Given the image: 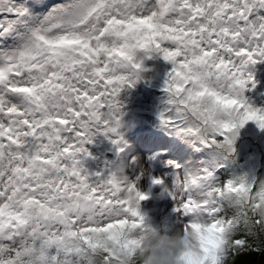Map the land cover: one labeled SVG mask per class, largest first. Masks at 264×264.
<instances>
[{"label": "snow or ice", "instance_id": "obj_1", "mask_svg": "<svg viewBox=\"0 0 264 264\" xmlns=\"http://www.w3.org/2000/svg\"><path fill=\"white\" fill-rule=\"evenodd\" d=\"M142 49L172 62L161 122L178 117L225 157L236 124L264 127L243 95L247 65L264 59V0H0V264H136L147 193L82 160L97 133L122 139L118 93ZM219 166L171 178L184 264L264 253V179L220 181Z\"/></svg>", "mask_w": 264, "mask_h": 264}, {"label": "rangeland", "instance_id": "obj_2", "mask_svg": "<svg viewBox=\"0 0 264 264\" xmlns=\"http://www.w3.org/2000/svg\"><path fill=\"white\" fill-rule=\"evenodd\" d=\"M139 55L141 67L138 78L131 84L125 83L118 93L121 104L119 131L129 124L132 125L131 131L138 132L149 124L151 126L149 131L162 135V137L158 136L160 140L167 144L171 143L175 148L180 146L185 161L191 160L193 164H202L215 156L220 166L214 169V174L220 181L236 175H243L246 180L264 179V127L252 119L236 124L233 129L235 135L231 140L232 151L225 157L223 149L216 145H202L192 133L184 132L182 130L184 125L178 117L168 123L161 122L158 115L161 109L174 111L168 98V91L164 87L165 77L172 62L154 49H142ZM166 65L167 67L164 68ZM247 71L252 73V78L245 81L243 89L245 100L256 107L264 108V59L257 58L251 62L247 65ZM144 135L150 136L147 133ZM220 138H223L222 135ZM181 143H185L186 146L183 147ZM118 145L119 143H113L104 133L94 135L91 141L86 143L91 154L83 157L84 168L93 174L108 173L121 154L122 148ZM107 152H110L111 156L108 157ZM163 182L162 177L159 184ZM162 190L164 191V188ZM172 205L165 203L164 207L171 212ZM260 259L261 257L255 261ZM236 264H247V258H238Z\"/></svg>", "mask_w": 264, "mask_h": 264}, {"label": "bare ground", "instance_id": "obj_3", "mask_svg": "<svg viewBox=\"0 0 264 264\" xmlns=\"http://www.w3.org/2000/svg\"><path fill=\"white\" fill-rule=\"evenodd\" d=\"M131 126L128 124L120 130L122 139L118 146L122 148V151L116 163L122 161L127 178L134 182L136 188L147 193L139 201V209L144 213L145 218L154 224H162V221L163 224H176L178 210L174 207L175 200L168 187L173 174L177 171L176 166L179 165L182 169L193 165V162L183 159L184 155L180 146L175 148L171 143L167 144L160 140L158 136L162 137L161 134L149 131L151 129L149 124L138 132L131 131ZM146 133L150 136L144 135ZM180 145L186 146L185 143ZM154 176L163 177V184L153 182ZM166 181L169 183H165ZM159 198H161L159 201L161 204L158 202ZM165 203L173 204L170 206L171 212L164 207Z\"/></svg>", "mask_w": 264, "mask_h": 264}, {"label": "clouds", "instance_id": "obj_4", "mask_svg": "<svg viewBox=\"0 0 264 264\" xmlns=\"http://www.w3.org/2000/svg\"><path fill=\"white\" fill-rule=\"evenodd\" d=\"M251 121V119H248ZM123 162H117L111 169L119 176H125ZM140 247L137 252L136 264H184L180 254L188 247L185 234L177 224H154L144 220L138 229ZM255 252L251 246L237 249L230 253L225 264H236L238 258L246 257L247 264H264V253L259 261H254Z\"/></svg>", "mask_w": 264, "mask_h": 264}, {"label": "water", "instance_id": "obj_5", "mask_svg": "<svg viewBox=\"0 0 264 264\" xmlns=\"http://www.w3.org/2000/svg\"><path fill=\"white\" fill-rule=\"evenodd\" d=\"M107 156L109 157V156H111V154L110 153L109 154L107 153Z\"/></svg>", "mask_w": 264, "mask_h": 264}]
</instances>
